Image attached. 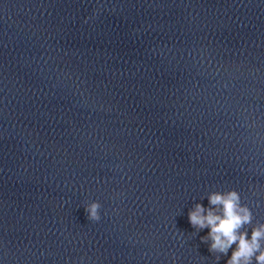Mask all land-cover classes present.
Returning <instances> with one entry per match:
<instances>
[{"label":"clouds","instance_id":"1","mask_svg":"<svg viewBox=\"0 0 264 264\" xmlns=\"http://www.w3.org/2000/svg\"><path fill=\"white\" fill-rule=\"evenodd\" d=\"M210 207L205 209L202 204H196L189 212V222L193 227L208 228L207 237L202 242L211 239L209 251L227 255L228 250L235 244L226 264H264V224L254 227L251 237L247 232H241L243 225L252 221L251 211L240 204V196L236 191L227 193H212L208 197ZM99 205L93 203L88 209L90 216L98 219Z\"/></svg>","mask_w":264,"mask_h":264}]
</instances>
